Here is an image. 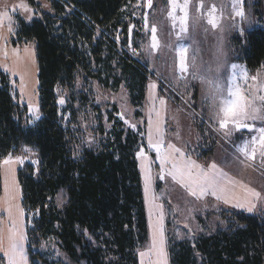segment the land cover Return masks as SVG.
Listing matches in <instances>:
<instances>
[{"label": "trees", "instance_id": "1", "mask_svg": "<svg viewBox=\"0 0 264 264\" xmlns=\"http://www.w3.org/2000/svg\"><path fill=\"white\" fill-rule=\"evenodd\" d=\"M136 1L51 0V12L17 21L11 44L34 45L41 116L28 121L14 80L0 70V193L2 161L22 146L34 148L37 171L31 163L17 171L31 264H65L42 253L43 242L74 264H139L148 244L139 133L125 127L115 104L105 112L97 107L91 83L117 90L124 82L131 103L142 105L148 70L115 39L120 31L126 41L128 8ZM237 42L239 60L251 71L264 64V28ZM59 89L68 93L64 106ZM88 114L96 121L94 147L83 145L80 120ZM229 209L220 216L224 224L192 241L170 237V264H264V215Z\"/></svg>", "mask_w": 264, "mask_h": 264}, {"label": "rangeland", "instance_id": "2", "mask_svg": "<svg viewBox=\"0 0 264 264\" xmlns=\"http://www.w3.org/2000/svg\"><path fill=\"white\" fill-rule=\"evenodd\" d=\"M174 3L180 6L187 3L186 32H180L179 19L183 13L179 8H173ZM51 7V0H0V36L8 33L11 45L19 18L30 21L45 11L51 12ZM128 9L131 14L127 39L124 41L120 31L115 39L119 48L127 51L147 68L145 99L136 108L130 101L124 82L117 90H111L103 88L95 80H91L92 98L102 112L111 110L115 104L116 116L124 122L125 127L139 133L137 159L148 156L149 171L144 174V180L150 181L152 197H157L163 205L166 228L168 226L167 240L171 237L175 241H192L199 233L212 231L218 224L225 223L220 218L226 212L225 209L264 215V148L259 144V129L264 128V100H261L264 97V64L251 71L239 60L241 47L234 45L239 43L237 41L243 44L249 30L264 28V0H137ZM238 12H243V15H237ZM210 18L214 19L215 27L208 23ZM152 27L157 30L158 47L155 49L151 47ZM178 44L188 48V71L184 74V79L180 78L177 68ZM14 47L19 50L32 47L35 54L32 43H22ZM25 58L23 62L27 61L32 68L30 57ZM193 58L195 66L192 64ZM233 64L236 65L235 69L231 67ZM2 65L3 55L0 51V67ZM233 73L246 103L257 110L254 113L256 119L245 121L251 130H237L231 121L227 128H220L219 119L216 117L217 108H211L209 101L201 94L203 81L199 77L203 76L208 80L219 78L227 84L228 77ZM12 79L18 98L19 83L17 78ZM82 86V81L79 80V90ZM59 93L64 100V106L68 101V93L63 89H59ZM36 104L32 102L27 106L29 122L40 117L39 106ZM137 110L140 112L138 117L135 115ZM161 118L165 124L166 145L179 149L187 158L200 159L202 163L213 161L216 167L221 166L232 175V193L231 197H227L232 207L224 206L212 197L193 196L170 176L166 165L158 160L157 154L149 150L148 123ZM80 122L84 130L83 145L96 146V121L88 114L87 117L82 116ZM106 126L109 127L107 124ZM244 145L248 147L247 153L241 150ZM38 161V153L34 148L22 146L17 153L7 157L5 165L10 168L15 164L20 168L31 163L37 171ZM13 174L17 177V173ZM1 178L0 213L4 215L8 206L13 203V198L18 200L20 208L19 193L22 202V192L18 183L10 186L11 192L4 190L7 181L5 182V178L3 180L2 174ZM63 202V196H60L59 203ZM237 204L242 207H235ZM10 213L11 210L8 211L9 216ZM15 216L17 215L14 213L10 217ZM148 247L149 241L144 248ZM40 249L42 253L47 251L49 257L59 258L65 264H74L59 254L57 247L50 242H43ZM1 263L5 264L3 259Z\"/></svg>", "mask_w": 264, "mask_h": 264}, {"label": "crops", "instance_id": "3", "mask_svg": "<svg viewBox=\"0 0 264 264\" xmlns=\"http://www.w3.org/2000/svg\"><path fill=\"white\" fill-rule=\"evenodd\" d=\"M24 49V48H23ZM19 50L17 47L10 45L8 39V33L1 34L0 36V51L3 55V65L0 67L3 71L8 73L12 78H17L19 83V95L18 101L21 104L30 106L32 102H36L38 105V67L36 61V54H34L33 48H25V50ZM30 57V64L32 63V68L27 61L23 62L25 57ZM21 67V70H20ZM20 96V98H19ZM41 116V114H40ZM151 137L152 144H156L160 147L159 154L156 149L153 148L149 143V138ZM147 140L149 144V150L157 154V158L160 163H164L168 169L169 174L175 173L177 181L184 189L191 193V190L196 192V197L198 198H207L212 197V199L219 201L222 205L232 207L227 197L232 193V175H230L224 168L216 167L215 169L211 168L212 164L215 162L202 163L200 159L196 160L195 158H187L185 153L179 151L176 152V149L172 146L171 148L166 145V131L163 118L152 120L151 123H148L147 126ZM182 153L183 155H181ZM153 155V154H151ZM2 161V177L5 178L6 185L3 187L4 190L11 192V185H18L19 180L18 174L17 177L13 173H17L19 167H16L15 164L11 165L10 168L5 165V160ZM142 159V162H140ZM4 162V163H3ZM140 172L142 177V183L144 188V200L146 205V214L148 219V230H149V247L143 248L138 252L139 264H170L169 252H168V240L166 238V228L165 223V214L162 203L157 200V197H152V185L150 181L144 180V174L149 171L147 164L149 163L148 156H142L138 158ZM176 165V169H173V165ZM198 166V167H197ZM190 169L193 174H196L200 171L209 172L210 175L216 176L219 181V189L216 190L215 195L213 190L209 189L208 191L202 192L200 187L197 185L191 184L186 175V170ZM181 171H185L183 178L180 175ZM6 175V176H5ZM172 177V175H170ZM4 182V181H3ZM5 192V191H4ZM146 195V196H145ZM20 198V208H18V200L13 198V203L8 206V210L4 215L0 213V264L1 259L5 264H9L8 246H9V237L13 233L23 232L24 241H23V251L16 257V264H31L29 259V254L27 250V235H26V223H25V214L24 209L21 206V195ZM194 196V195H193ZM229 197V198H230ZM239 208V204L235 205ZM11 210V214L17 215L14 218H11L8 214V211ZM162 232V237H161Z\"/></svg>", "mask_w": 264, "mask_h": 264}, {"label": "snow or ice", "instance_id": "4", "mask_svg": "<svg viewBox=\"0 0 264 264\" xmlns=\"http://www.w3.org/2000/svg\"><path fill=\"white\" fill-rule=\"evenodd\" d=\"M173 8H179L180 12L183 13V15L179 19L180 24V32H186L187 28L185 27L186 20H187V3H185L183 6H180L177 3L173 4ZM214 11V9H213ZM237 15H243V12H238ZM175 19V17H172ZM209 24H212L213 27H215V22L213 18H210L208 20ZM156 28H151L152 33V44L151 47L153 49L158 47L157 42V36H156ZM187 52L188 48L184 46L183 44H178L177 46V55H178V63L177 68L178 72L180 73V78L184 79V74L188 71V65H187ZM193 66H195V58L192 60ZM233 69H235L236 65L233 64L231 66ZM219 71V69H217ZM195 78V77H194ZM203 82L208 83L209 86L212 89V97L211 100L213 104L217 108L216 117L219 119L220 122V128H227L229 121L236 127L237 130L240 129H249L251 130V127L249 124L245 123L248 119H256L257 117L254 115V113L257 111L255 108H250L248 103L245 101V97L241 94V89L239 87L237 78L235 73H233L231 76L227 79V84H225L223 81H221L219 78L208 80L205 77L201 76L199 77ZM208 100V98L206 97ZM261 100H264V97H261ZM61 104L64 103V100L61 99L59 101ZM161 103H164V101H161ZM259 144L261 148H264V128L259 129ZM256 138H253V142L255 143ZM150 145L156 149L157 153L160 152V147L156 144H152L151 137L149 138ZM171 148L172 146L169 145ZM241 150L245 153L248 152L247 145H244L241 147ZM179 149H176V152L179 153ZM183 155L182 153H180ZM264 155V153H262ZM255 156V149L252 150V157ZM163 162V161H162ZM176 165H173V169H176ZM198 167V166H197ZM212 169L216 168L215 164L211 165ZM172 175L173 179H176L175 173H170ZM181 177L185 175V171L180 172ZM186 175L188 181L193 184L200 187L202 192L208 191L209 189L213 190V194L215 195L216 190L219 189L220 181L216 176L210 175L209 172L200 171L196 174H193L190 169L186 170ZM163 179V177H161ZM192 195H196V192L191 190ZM251 211V208L248 209ZM162 237V232H161ZM25 237L23 232L19 233H13L9 237V246H8V256H9V264H16V257L22 253L23 251V241Z\"/></svg>", "mask_w": 264, "mask_h": 264}, {"label": "clouds", "instance_id": "5", "mask_svg": "<svg viewBox=\"0 0 264 264\" xmlns=\"http://www.w3.org/2000/svg\"><path fill=\"white\" fill-rule=\"evenodd\" d=\"M201 94L208 98L209 104L211 108H215L216 106L213 104L211 97H212V89L208 83L203 82L201 86Z\"/></svg>", "mask_w": 264, "mask_h": 264}]
</instances>
